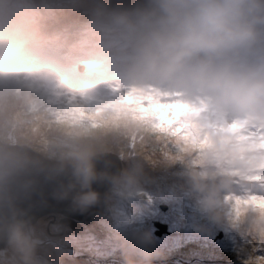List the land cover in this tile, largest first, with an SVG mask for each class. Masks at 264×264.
Returning <instances> with one entry per match:
<instances>
[{"label":"clouds","instance_id":"9594fccd","mask_svg":"<svg viewBox=\"0 0 264 264\" xmlns=\"http://www.w3.org/2000/svg\"><path fill=\"white\" fill-rule=\"evenodd\" d=\"M27 16L0 0V264H59L66 254L60 240L18 207L19 193L32 183L26 177H66L55 195H71L73 210L84 212L99 202L93 182L107 181L112 195L123 196L138 187L145 165L181 166L198 212L240 235L247 264H264L256 255L264 253V206L250 202L254 195H231L234 184L264 170L259 138L242 135L264 132V0H143L135 7L93 8V21L122 44L130 90L176 94L188 105L187 133L179 135L126 108L104 107L116 99L90 117L57 111L64 100L39 67ZM74 100L85 112L84 102ZM110 154L127 166L117 174L98 172L97 161ZM112 219L125 264H150L158 254L150 232L126 226L115 213Z\"/></svg>","mask_w":264,"mask_h":264},{"label":"rangeland","instance_id":"374dc122","mask_svg":"<svg viewBox=\"0 0 264 264\" xmlns=\"http://www.w3.org/2000/svg\"><path fill=\"white\" fill-rule=\"evenodd\" d=\"M55 1L56 0H35V3L42 8L41 11L44 15L52 13L48 12V9H53V7L63 9L59 13L55 12L52 18H45L42 24L41 22H37V28L41 31V36L48 35L50 37L52 36L53 39L60 40L58 35L62 34L63 36L65 33L67 36L64 45H66L70 38L75 39V37H78L77 35L79 32H90L89 26L84 25V21L93 20L92 15H82L87 12H92L93 8L98 3L94 0H65L57 4V1ZM100 34L101 33H98L97 35ZM57 36L59 38H57ZM44 48L45 53L48 52L51 57L63 61L67 65L75 62V60L67 61L66 57H61L60 54L51 53L47 46ZM105 52H107V50ZM73 53L77 54V50L73 51ZM116 65L119 66L120 64ZM106 69L107 71L102 72L94 79L92 85L101 87L104 81L118 79L120 74H116L118 67L116 69L111 67ZM97 70H99V68L96 69V72ZM102 96L106 99L112 98L111 93H106ZM175 166L178 165H173L166 170L155 168L160 171L159 175H149L144 171L145 175H143L140 184L145 182L147 184V190L142 192L143 189H140L141 186L135 189V193L139 197H146L145 200L140 201V205H143V208L141 209L140 206L136 208V212H138L139 215L134 218L136 222H140V228L146 230L150 229V220L159 221L161 224L168 225L167 231H169V235L162 234V238L159 240L158 237L153 238L158 254L151 259L150 264H247L249 258L244 251H241V246L244 245V241L236 231L230 229L226 225H213L207 221L206 217L202 216L203 218L199 226H202L204 231H192L187 235V229L192 222L186 217L185 211L188 209L186 205L194 204L196 206V198L189 192L184 177L182 175H175L176 172L174 171H178V169L181 168H175ZM173 169L175 170L171 171ZM259 187L262 189L260 184H255L254 187L251 188L258 191L260 190ZM252 193H254V191L250 190L246 192L248 195L260 197L257 193ZM106 194L107 197H110L106 199L108 203L110 200L115 203L116 199L120 197L114 195V198H111L113 195L110 192V188L107 190ZM107 202L106 208L108 207ZM106 208L104 210L105 212L99 217V219L103 221L99 223L98 221L97 223L94 222L90 226H82L77 230H71L69 227H66L62 234H60V231H52L53 226L60 227V224L56 223V221L61 218L60 215L56 214L55 217L52 215L40 217L37 220L43 225L47 235L60 240L63 244L67 243V247L69 248L70 246L74 248L73 251H70L64 246L66 254L60 258L59 263L109 264V262L103 263V261L94 259V257L97 258L98 255L104 254L105 246L100 239L102 235L106 234V231H110L109 228H111L108 226L109 223L108 225L105 223L107 222V218L112 216L110 210L106 212ZM180 216L182 218H179ZM156 223L157 222H153L152 226L154 229H156ZM194 225L191 226L192 230L194 229ZM221 229L229 233L225 245V241L220 243L221 238L218 237L219 233L222 232ZM167 236L169 237L167 238ZM111 243L113 246H116L117 242L114 240L113 236ZM76 250L80 252H76ZM256 255L264 256V253L258 251ZM114 261L117 264H125L123 256H121V260Z\"/></svg>","mask_w":264,"mask_h":264},{"label":"trees","instance_id":"16d2710c","mask_svg":"<svg viewBox=\"0 0 264 264\" xmlns=\"http://www.w3.org/2000/svg\"><path fill=\"white\" fill-rule=\"evenodd\" d=\"M57 4L60 2H63L65 0H56ZM55 1V2H56ZM9 6L15 7V8H23L27 11L28 16L27 20L28 23L31 25L32 29L34 30L36 40L38 41L39 45V67L47 73L49 82L52 86L54 95L56 98L60 100H66L68 98L78 99L82 100L85 104V112L94 111L98 105L107 103L109 101L118 99L119 97L123 96L130 90V85L128 81L126 80L125 71H124V65H125V58L121 54V48L122 44L118 40H116L114 37H109L106 35L107 29L104 25L97 24L93 20H88L87 22L84 21V25L89 26V31H81V33H78V37H75V39L70 38L69 42L64 45V42L66 41L65 33L62 36V34H59L57 38L60 40L53 39L52 36L44 35L41 36V31L37 28V22H41L45 18H52L56 13H59L63 9L53 7V9H48V12H52L50 14H43L41 11V7L38 6L35 3V0H6ZM97 5V4H96ZM114 8V7H110ZM85 15H92V12H87L82 16ZM98 33H101L100 35H97ZM62 37V38H61ZM50 50L53 54H60L61 57H66L68 60H75L73 64H66L63 61L56 60L54 57H51V55L47 52L45 53L46 47ZM77 50V54H74L73 51ZM107 50V52H105ZM114 50V51H113ZM113 51V52H112ZM116 64H120L117 66ZM111 67L117 69L116 74H119V76H122V79H125V81L121 80H109L104 81L102 84L103 86L98 87L96 85H92V82L94 79H96L102 72L107 71L106 68ZM96 72V69H98ZM106 93H111L112 98L106 99L102 95ZM83 94V95H80ZM183 101V100H182ZM184 102V101H183ZM121 162V169L124 168L126 165V162ZM181 166H175V168H180ZM175 169L171 170L174 171ZM144 171H146L147 174H153V175H159L160 171L156 170L155 168H150L145 165ZM182 168L178 169L175 175L181 176ZM145 175V174H144ZM260 184L262 186V189L259 187L260 190L256 191L252 188L254 185ZM140 189L142 188L143 191L147 190V184L145 182H142L138 185ZM252 187V188H251ZM141 189V190H142ZM246 190V191H245ZM254 191L255 194L257 193L260 197H264V183L257 182V181H248L246 183H237L233 185L232 192L233 196H240L244 195L248 191ZM136 191V190H135ZM135 191L128 193L125 196H120L116 199L115 203L110 200L108 204L107 210H110L111 217L107 218V225L109 223L110 231H106V234H103L100 241L105 246V252L102 255H98V257H94V259L98 261H103V263H114L117 264L114 260H121V256L123 254L120 251V248L116 246H113L111 243L113 232L116 230L115 225L113 224V214H117L121 221L125 223L128 227H140V222H136L134 218L139 215L137 211V207L140 206L141 209L143 208V205H140L141 200H145L146 197H139ZM114 198V195L111 197ZM113 200V199H112ZM187 210L185 211L186 217L189 218L191 225L187 229V235L190 234L194 229L192 230V225H200V222L202 221V216L198 210L197 206L194 204H188ZM134 211V212H133ZM105 212V211H104ZM179 218H182L181 216ZM103 221L101 219H96L95 222L97 223ZM152 221H149V232L152 236V238H155L153 235L154 228L152 226ZM54 227V226H53ZM52 227V228H53ZM92 227V226H91ZM113 229V231H112ZM222 230V229H221ZM184 233V232H183ZM186 233V232H185ZM223 237L220 239V243L227 242V238L229 237V233L226 231H223ZM231 233V230H230ZM234 233V232H232ZM186 235V234H185ZM166 237V236H164ZM169 236H167L168 238ZM173 237V236H172ZM159 240V239H158ZM91 242V241H89ZM236 243V242H235ZM63 246H66L67 250H72L73 247L70 246L67 247V243H64ZM76 252H80L76 250ZM82 253V252H81ZM66 263V262H64ZM61 264V263H59Z\"/></svg>","mask_w":264,"mask_h":264},{"label":"water","instance_id":"95a60500","mask_svg":"<svg viewBox=\"0 0 264 264\" xmlns=\"http://www.w3.org/2000/svg\"><path fill=\"white\" fill-rule=\"evenodd\" d=\"M96 3H103L109 7H135L143 2V0H94ZM98 172H107L109 174H117L121 170L120 158L115 154H110L96 163ZM26 179L32 181L26 191L19 193L17 201L18 207L25 210L29 216L36 222L40 217H55L56 214L61 218L56 221L60 224L62 230L60 234L69 227L71 230H77L82 226H89L102 215L106 208V192L110 188L107 181H95L92 183V190L99 194V202L88 208L84 212L73 210L71 203V195L64 199H59L55 193L59 189L61 183L67 184L66 177L56 179H47L43 173H36ZM155 234L161 236L167 231V225L157 222ZM219 238L222 237L220 233ZM3 245H0L2 248Z\"/></svg>","mask_w":264,"mask_h":264},{"label":"snow or ice","instance_id":"6c2138e0","mask_svg":"<svg viewBox=\"0 0 264 264\" xmlns=\"http://www.w3.org/2000/svg\"><path fill=\"white\" fill-rule=\"evenodd\" d=\"M104 107H123L141 117L150 119L153 121L154 126L162 130L178 135L187 133V123L184 117L190 109L185 102L177 98L176 94L160 93L152 90L144 92L129 90L126 94ZM57 111L72 117L83 118L94 115L100 111V108L95 109L94 112L86 113L83 111L81 104L73 98H68L57 108ZM231 127L235 129L240 126L234 124ZM242 135L245 138L249 136L258 137L259 147L264 149V132L247 129L242 132ZM260 167L264 169V163ZM248 179L264 183V170L257 175L248 177ZM250 202L264 206V197L252 196ZM261 259H264V257H261Z\"/></svg>","mask_w":264,"mask_h":264},{"label":"flooded vegetation","instance_id":"af4514ba","mask_svg":"<svg viewBox=\"0 0 264 264\" xmlns=\"http://www.w3.org/2000/svg\"><path fill=\"white\" fill-rule=\"evenodd\" d=\"M45 217V216H44Z\"/></svg>","mask_w":264,"mask_h":264}]
</instances>
